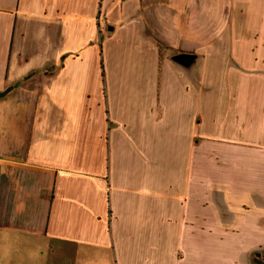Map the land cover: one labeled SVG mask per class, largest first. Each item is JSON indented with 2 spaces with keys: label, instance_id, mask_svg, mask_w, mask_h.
I'll use <instances>...</instances> for the list:
<instances>
[{
  "label": "crops",
  "instance_id": "crops-1",
  "mask_svg": "<svg viewBox=\"0 0 264 264\" xmlns=\"http://www.w3.org/2000/svg\"><path fill=\"white\" fill-rule=\"evenodd\" d=\"M239 4L0 0V264H264Z\"/></svg>",
  "mask_w": 264,
  "mask_h": 264
},
{
  "label": "rangeland",
  "instance_id": "rangeland-1",
  "mask_svg": "<svg viewBox=\"0 0 264 264\" xmlns=\"http://www.w3.org/2000/svg\"><path fill=\"white\" fill-rule=\"evenodd\" d=\"M238 7H242L243 12L240 13L239 10L235 12L237 13L235 16L237 25L235 26V30L231 29L229 31L230 38L228 39L232 40V38H235L237 40L236 49L240 50L242 56H247L245 57L246 64H252L253 60L250 57L252 51H250V47L253 48L254 44L260 41L263 42L264 39V31L261 30L264 28L262 15L264 11V0H240ZM240 20L242 23H240ZM238 26H240V29ZM256 31L259 34L258 37L256 36ZM238 42H240V45H238ZM66 258H68L66 263H69V261L70 263L73 262L71 256H66Z\"/></svg>",
  "mask_w": 264,
  "mask_h": 264
},
{
  "label": "trees",
  "instance_id": "trees-1",
  "mask_svg": "<svg viewBox=\"0 0 264 264\" xmlns=\"http://www.w3.org/2000/svg\"><path fill=\"white\" fill-rule=\"evenodd\" d=\"M102 67H103V59H102ZM7 92H4V93H0V96H3L5 95Z\"/></svg>",
  "mask_w": 264,
  "mask_h": 264
},
{
  "label": "water",
  "instance_id": "water-1",
  "mask_svg": "<svg viewBox=\"0 0 264 264\" xmlns=\"http://www.w3.org/2000/svg\"><path fill=\"white\" fill-rule=\"evenodd\" d=\"M186 56V55H185Z\"/></svg>",
  "mask_w": 264,
  "mask_h": 264
}]
</instances>
